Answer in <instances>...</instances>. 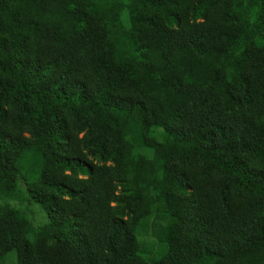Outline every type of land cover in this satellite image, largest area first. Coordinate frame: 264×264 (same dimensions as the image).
<instances>
[{
	"label": "trees",
	"instance_id": "trees-1",
	"mask_svg": "<svg viewBox=\"0 0 264 264\" xmlns=\"http://www.w3.org/2000/svg\"><path fill=\"white\" fill-rule=\"evenodd\" d=\"M12 252L264 264V0H0Z\"/></svg>",
	"mask_w": 264,
	"mask_h": 264
},
{
	"label": "rangeland",
	"instance_id": "rangeland-1",
	"mask_svg": "<svg viewBox=\"0 0 264 264\" xmlns=\"http://www.w3.org/2000/svg\"><path fill=\"white\" fill-rule=\"evenodd\" d=\"M15 204V203H13ZM26 211L29 213V220L31 223L38 227V225L41 226L48 223V218L43 209L40 206H24ZM17 261V255L15 252L9 253L6 257L2 258L0 260V264H16Z\"/></svg>",
	"mask_w": 264,
	"mask_h": 264
}]
</instances>
